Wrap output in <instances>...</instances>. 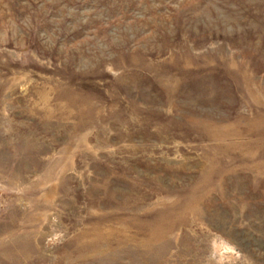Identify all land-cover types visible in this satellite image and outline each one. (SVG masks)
Segmentation results:
<instances>
[{"label": "rangeland", "instance_id": "1", "mask_svg": "<svg viewBox=\"0 0 264 264\" xmlns=\"http://www.w3.org/2000/svg\"><path fill=\"white\" fill-rule=\"evenodd\" d=\"M0 264H264V0H0Z\"/></svg>", "mask_w": 264, "mask_h": 264}]
</instances>
